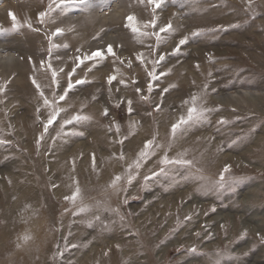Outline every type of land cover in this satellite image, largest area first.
<instances>
[{
  "label": "rangeland",
  "instance_id": "obj_1",
  "mask_svg": "<svg viewBox=\"0 0 264 264\" xmlns=\"http://www.w3.org/2000/svg\"><path fill=\"white\" fill-rule=\"evenodd\" d=\"M57 3L0 0V264H264V0Z\"/></svg>",
  "mask_w": 264,
  "mask_h": 264
},
{
  "label": "snow or ice",
  "instance_id": "obj_2",
  "mask_svg": "<svg viewBox=\"0 0 264 264\" xmlns=\"http://www.w3.org/2000/svg\"><path fill=\"white\" fill-rule=\"evenodd\" d=\"M55 2H56V0H53V3H55ZM92 3H93V0H59V3L56 4V7L60 8L62 14H66L67 12H69L71 10H75V9H79L81 11H85V10H87L88 6L91 5ZM104 3H105V6H110V0H104ZM148 3L154 5V9H153V11H154L155 8H159L161 6V4L164 3V0H148ZM250 4H251V0H249V5ZM49 8H50V10H52L51 4L49 5ZM39 15H40V22L43 23L44 22L43 18L46 15H48V13L47 12H41ZM10 16H11L12 20L15 23L16 22L15 15L10 13ZM127 20H128V24L126 26L129 27L132 30V32L138 33L139 35H148V33L141 32L140 28L137 27L136 18L134 16L127 17ZM151 24H152V26H155V21H152ZM144 26L147 27L148 25H144ZM28 27L31 28V24L30 23L28 24ZM169 29H171V24L167 25L166 27L160 28L159 32L153 33V35L156 36L157 41H160V39H161L160 33L161 32H166ZM63 31H64V29L57 28L56 32L53 35L62 34ZM194 35H195V33H194ZM186 41H187V37L182 39L180 41V44L182 45V44L186 43ZM53 47H57V45H53ZM108 52L113 54V55H115V53L112 51V46L111 45L108 46ZM97 57H99L100 59L104 58V53H103L102 50H98V51L92 53L91 55H86L84 57V59L85 60H91V59H94V58H97ZM160 59L162 60L163 56H161ZM81 63H83V61H81ZM52 75H53V77H55L56 76V72L53 71ZM149 75H152V74L150 73ZM115 79H116L115 76H111V77H109L108 82L111 83ZM33 83H36L35 80H33ZM77 83H81V81H77ZM121 83H123V81H121ZM36 87L39 88L40 86L37 84ZM68 87L71 88L72 84L69 83ZM137 91H139V89H137ZM149 91H151V86H149ZM40 94H41V96H43L42 92ZM66 95H67V92L65 91L64 95H61L59 97V99L63 100ZM199 99L200 98L198 96L193 95L190 100L184 102L185 104L190 105L188 107V109H187V116H186V118L185 117H181L179 123L173 125V127H172L173 134H175V132L177 131V129L181 125L188 124L190 121L195 123V122H198L201 119L206 118L205 113L211 111V109H206V108H203L202 106H198L197 101ZM128 103L130 105L131 101H129ZM44 104L45 105L49 104V101H48L47 98H44ZM61 111H62V109H61ZM129 111H131V108H129ZM105 114H107L106 110H105ZM56 115H58V113H54L53 114L52 118L48 121L49 124H51L52 121L56 118ZM82 119H87V117L74 116L71 120L65 121V123L66 124L67 123H72L73 120L80 121ZM151 144H152V141H148L147 144H146V148L149 147ZM146 155H147V153L145 151H142L140 153V157H145ZM163 163H165V164L177 163V164L190 165L192 162L189 161V160H182V159L181 160L170 161L167 158H165ZM139 166H140V164H139V162H137L136 163V167H139ZM228 171H229V167L226 166L225 169H224V172H228ZM120 179H121V177L117 176L115 178V180L113 181V186H115L116 182H118ZM220 179H221V181H223L224 176L221 175ZM129 182H131V177H129ZM79 192H80V190H79V188H77L76 193L72 197H66V199H72L74 201L76 199V196L79 195ZM81 211H84V209L82 208ZM25 239H28V237H25ZM193 251H195V249H193Z\"/></svg>",
  "mask_w": 264,
  "mask_h": 264
},
{
  "label": "bare ground",
  "instance_id": "obj_3",
  "mask_svg": "<svg viewBox=\"0 0 264 264\" xmlns=\"http://www.w3.org/2000/svg\"><path fill=\"white\" fill-rule=\"evenodd\" d=\"M96 14H97V12H92L91 14H89L91 17H89V18H92V16L93 17H95L96 16ZM85 17V16H84ZM105 18H107L106 17V15H105ZM83 19H86V18H83ZM88 20V19H87ZM14 47V46H13ZM5 51H7V48L5 47V45L4 44H1L0 43V61H6V60H8V61H10V62H12V64H15L16 63V61H15V58H14V55L12 54V52H8V53H5L4 54V52ZM12 51V50H11ZM20 60V59H19ZM3 63H5V62H3ZM18 63V62H17ZM5 64H7V63H5ZM2 66V65H1ZM9 68H10V66H9ZM17 68V67H16ZM197 128V127H196Z\"/></svg>",
  "mask_w": 264,
  "mask_h": 264
}]
</instances>
